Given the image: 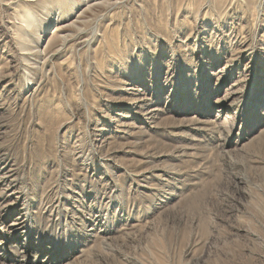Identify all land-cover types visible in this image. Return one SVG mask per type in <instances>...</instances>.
<instances>
[{
  "label": "rangeland",
  "instance_id": "1",
  "mask_svg": "<svg viewBox=\"0 0 264 264\" xmlns=\"http://www.w3.org/2000/svg\"><path fill=\"white\" fill-rule=\"evenodd\" d=\"M0 264H264V0H0Z\"/></svg>",
  "mask_w": 264,
  "mask_h": 264
},
{
  "label": "bare ground",
  "instance_id": "2",
  "mask_svg": "<svg viewBox=\"0 0 264 264\" xmlns=\"http://www.w3.org/2000/svg\"><path fill=\"white\" fill-rule=\"evenodd\" d=\"M97 5V4H96ZM87 9L84 10L79 17L69 23L63 24V26H61L62 24H59L56 27V30L54 32V34L52 35V37L49 39L48 44L46 46V51L45 52H41L36 50L34 52H31V56L33 55L34 57H38L41 58V56H44L45 58H47L48 60L52 61L56 56H58L62 51H64L65 49L67 50V47L71 44H78L79 46H83V47H90L91 46V42L93 40V38H89L86 37L85 38H81V36L83 35V32L80 31L78 33H74V34H69L68 31L71 28L76 27L78 24H82L85 23V15L84 13H86ZM61 26V27H60ZM45 30V28H44ZM42 30L41 34H39L38 38L40 40H42L43 35L45 33V31ZM76 32V31H75ZM91 48V47H90ZM32 49V48H31ZM35 49V48H34ZM37 49V48H36ZM29 50V49H28ZM26 53V52H25ZM28 54V52H27ZM28 56V55H27ZM37 58V59H38ZM28 59V57H27ZM43 59V58H42ZM40 60V59H39ZM47 60V61H48Z\"/></svg>",
  "mask_w": 264,
  "mask_h": 264
}]
</instances>
